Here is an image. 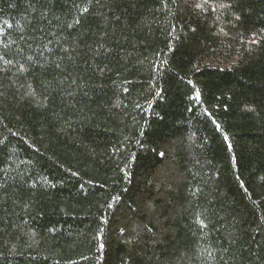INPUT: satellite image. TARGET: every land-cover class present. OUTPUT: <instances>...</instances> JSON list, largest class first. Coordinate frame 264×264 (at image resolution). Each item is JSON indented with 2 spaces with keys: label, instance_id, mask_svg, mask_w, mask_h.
<instances>
[{
  "label": "trees",
  "instance_id": "trees-1",
  "mask_svg": "<svg viewBox=\"0 0 264 264\" xmlns=\"http://www.w3.org/2000/svg\"><path fill=\"white\" fill-rule=\"evenodd\" d=\"M0 264H264V0H0Z\"/></svg>",
  "mask_w": 264,
  "mask_h": 264
},
{
  "label": "snow or ice",
  "instance_id": "snow-or-ice-1",
  "mask_svg": "<svg viewBox=\"0 0 264 264\" xmlns=\"http://www.w3.org/2000/svg\"><path fill=\"white\" fill-rule=\"evenodd\" d=\"M89 3H92V0H88ZM201 5H197V7H200ZM84 12H88V8H84L83 9ZM75 24H79L80 23V20L79 19H76L74 21ZM68 27H73V25H68Z\"/></svg>",
  "mask_w": 264,
  "mask_h": 264
}]
</instances>
